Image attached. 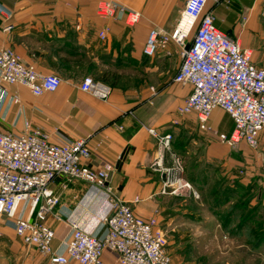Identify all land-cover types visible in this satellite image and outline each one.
Returning a JSON list of instances; mask_svg holds the SVG:
<instances>
[{
	"label": "crops",
	"instance_id": "crops-1",
	"mask_svg": "<svg viewBox=\"0 0 264 264\" xmlns=\"http://www.w3.org/2000/svg\"><path fill=\"white\" fill-rule=\"evenodd\" d=\"M100 1L0 0V6L10 12L9 17L0 14V49H12L24 64L61 79L55 92L39 97L24 87L5 86L8 97L0 108V132L20 134L38 128L50 142L85 139L90 150L85 165L110 167L107 185L112 194L128 203L137 216L154 218L158 227H165L176 216L189 215L182 202L190 193L182 200L162 195V183L166 178L183 180L176 170L177 160L183 173L191 154L200 153L203 173L212 162L225 159L228 148L212 141L211 131L229 135L232 121L216 109L208 121L211 131H201L194 114L177 112L191 87L172 81L181 64L180 48L174 42L160 44L151 58L142 54L150 30L173 31L186 0H117L140 14L132 28L122 18H99ZM207 9L216 28L250 50L254 65L264 69V0H208ZM104 26L109 32L101 41L98 33ZM85 76L105 81L110 88L105 100L79 90ZM14 94L18 103L10 100ZM148 130L158 136L170 134V147L162 148ZM258 141L264 146V131ZM159 158L161 168L169 170L167 175L155 165ZM50 189L59 198L47 219L54 232V250L61 251L71 223L93 236L101 234L109 211L104 189L63 177ZM3 222L4 218L0 220V264H49L47 257L25 246ZM102 259L104 264H119L109 250Z\"/></svg>",
	"mask_w": 264,
	"mask_h": 264
},
{
	"label": "built area",
	"instance_id": "built-area-1",
	"mask_svg": "<svg viewBox=\"0 0 264 264\" xmlns=\"http://www.w3.org/2000/svg\"><path fill=\"white\" fill-rule=\"evenodd\" d=\"M208 0H186L179 20L170 34L150 30L142 54L153 57L160 44L174 42L180 48L181 64L173 82L191 87V93L177 109L180 115L194 114L201 131H208V121L219 109L232 121L229 135L218 139L227 147L243 143L251 149L258 146L264 131V69L252 62L251 51L221 32L214 25ZM0 14L10 12L0 6ZM96 15L102 20L122 18L126 27L138 24L137 11L117 0L100 1ZM7 25L5 30H9ZM109 27L98 33L105 40ZM61 79L54 74H41L34 66L24 64L9 48L0 49V108L8 97L5 86L26 88L34 97L55 92ZM79 90L105 100L110 88L84 77ZM18 103V96L10 97ZM26 128L28 125L25 124ZM155 136L162 146L170 147L171 135ZM90 150L85 139L50 142L38 128L20 134L0 132V220L12 228L25 246L48 258L49 264H104L103 252L117 255L119 264H172L166 238L154 218L144 220L131 206L112 194L107 185L110 167L91 169L85 165ZM161 168L160 158L155 162ZM164 175L167 169L161 168ZM177 173L182 168L177 160ZM76 180L90 187L104 189L109 211L102 220V232L93 236L71 223V232L61 251L52 247L54 232L47 219L59 205V198L50 189L57 178ZM190 185L181 178L165 179L160 193L183 197ZM26 215V216H25Z\"/></svg>",
	"mask_w": 264,
	"mask_h": 264
},
{
	"label": "rangeland",
	"instance_id": "rangeland-1",
	"mask_svg": "<svg viewBox=\"0 0 264 264\" xmlns=\"http://www.w3.org/2000/svg\"><path fill=\"white\" fill-rule=\"evenodd\" d=\"M211 133L212 141L223 144L220 134ZM227 148V157L212 162L205 173L199 152L186 159L181 174L191 189L182 205L189 215L180 214L159 226L172 264H264V239L255 246L252 238L257 234H251L255 225L264 233V146L258 141L256 149L243 143ZM243 202L244 210L235 208ZM248 212L252 219L239 228Z\"/></svg>",
	"mask_w": 264,
	"mask_h": 264
},
{
	"label": "trees",
	"instance_id": "trees-1",
	"mask_svg": "<svg viewBox=\"0 0 264 264\" xmlns=\"http://www.w3.org/2000/svg\"><path fill=\"white\" fill-rule=\"evenodd\" d=\"M95 81H100L101 83H105V81L104 80H98V79H95ZM234 205V204H233ZM247 204H246V202H243L242 204H238V205H236V207L235 208H238L239 207V209L240 210H244L246 207ZM232 212L234 213L235 212V209L234 210H232ZM250 214V212H248L245 216H243V217H241L242 219H241V221H240V226H239V228L242 226V224H247V223H249V220L250 219H252V215H249ZM249 216V217H248ZM261 227H259L258 225H255V226H253L252 228H251V234H253V233H255V234H257V237H254V238H252V241H255L256 243H255V246H257V245H259V242H261L263 239H264V233H263V230H262V234L260 235V233L259 232H261Z\"/></svg>",
	"mask_w": 264,
	"mask_h": 264
}]
</instances>
